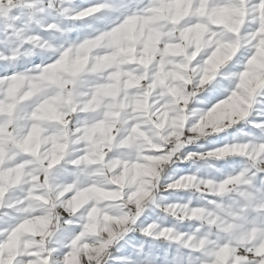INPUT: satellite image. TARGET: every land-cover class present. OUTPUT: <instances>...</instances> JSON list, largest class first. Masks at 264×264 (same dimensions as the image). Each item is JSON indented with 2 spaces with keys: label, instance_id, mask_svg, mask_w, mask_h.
Listing matches in <instances>:
<instances>
[{
  "label": "snow or ice",
  "instance_id": "obj_1",
  "mask_svg": "<svg viewBox=\"0 0 264 264\" xmlns=\"http://www.w3.org/2000/svg\"><path fill=\"white\" fill-rule=\"evenodd\" d=\"M0 264H264V0H0Z\"/></svg>",
  "mask_w": 264,
  "mask_h": 264
}]
</instances>
